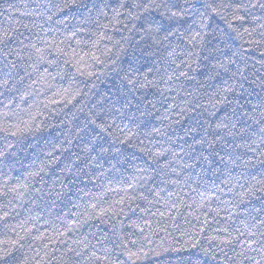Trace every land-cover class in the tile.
Wrapping results in <instances>:
<instances>
[{
	"label": "trees",
	"instance_id": "16d2710c",
	"mask_svg": "<svg viewBox=\"0 0 264 264\" xmlns=\"http://www.w3.org/2000/svg\"><path fill=\"white\" fill-rule=\"evenodd\" d=\"M250 3L0 0V264H255L225 243L264 219Z\"/></svg>",
	"mask_w": 264,
	"mask_h": 264
},
{
	"label": "snow or ice",
	"instance_id": "6c2138e0",
	"mask_svg": "<svg viewBox=\"0 0 264 264\" xmlns=\"http://www.w3.org/2000/svg\"><path fill=\"white\" fill-rule=\"evenodd\" d=\"M264 8V0H259V3H250L248 5L241 4L237 11L244 10L248 11L251 8ZM237 19L243 20V17L237 16ZM254 31V30H253ZM245 32L248 33L249 36H252V32L245 29ZM11 39V37L5 33L4 35L0 36V46H3V49H8L7 51H3V49H0V58L4 61V66L9 67V69H15L19 67L16 60L9 59L16 50L10 49L8 47V41ZM260 40H264V33L260 34ZM260 40H254V43H259ZM21 43H23L21 41ZM25 47H28L27 45ZM31 47L36 48L35 45H31ZM22 51V49L20 50ZM37 52H40V49H36ZM21 57L17 55V59H20ZM43 56L41 55L38 57V59H42ZM6 84V81H5ZM2 86V85H0ZM10 135H16L15 132H9ZM7 215V214H5ZM257 221H259L257 223ZM245 227L244 228H237L236 229V237L233 238L232 234L229 233V239L225 241V243H240L241 244V252L239 255L244 256L246 259L255 260V264H264V219H260L259 217H252V219L246 220L244 222ZM241 238H243L241 240ZM246 245V247H245ZM167 251V249H165ZM247 252H254L259 255V259H256L255 257L247 256ZM147 256V253L144 254ZM157 256L161 255V253H157Z\"/></svg>",
	"mask_w": 264,
	"mask_h": 264
}]
</instances>
